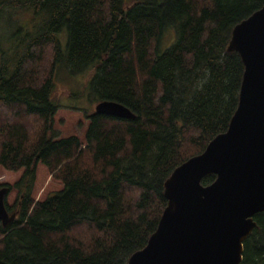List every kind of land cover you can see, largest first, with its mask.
I'll return each instance as SVG.
<instances>
[{
  "label": "trees",
  "instance_id": "obj_1",
  "mask_svg": "<svg viewBox=\"0 0 264 264\" xmlns=\"http://www.w3.org/2000/svg\"><path fill=\"white\" fill-rule=\"evenodd\" d=\"M263 5L0 0V167L22 171L0 184L17 213L0 223V264H126L143 248L166 206L167 177L228 127L244 70L226 50L231 30ZM168 29L173 37L159 52ZM60 67L88 73L96 103L117 101L134 117L93 111L84 139L58 137ZM39 162L61 183L44 199L33 195ZM254 219L241 264H264V212Z\"/></svg>",
  "mask_w": 264,
  "mask_h": 264
},
{
  "label": "water",
  "instance_id": "obj_2",
  "mask_svg": "<svg viewBox=\"0 0 264 264\" xmlns=\"http://www.w3.org/2000/svg\"><path fill=\"white\" fill-rule=\"evenodd\" d=\"M226 50L243 63L237 107L225 131L173 169L164 182V207L146 245L126 264H241L243 243L264 212V5L236 23ZM98 114L132 118L114 100L95 104ZM215 179L201 183L207 174ZM0 187V223L17 215Z\"/></svg>",
  "mask_w": 264,
  "mask_h": 264
},
{
  "label": "rangeland",
  "instance_id": "obj_3",
  "mask_svg": "<svg viewBox=\"0 0 264 264\" xmlns=\"http://www.w3.org/2000/svg\"><path fill=\"white\" fill-rule=\"evenodd\" d=\"M173 30L168 29L162 36L158 50L163 51L173 37ZM66 33L59 34L62 49L65 48ZM168 42V43H167ZM0 50L2 46L0 43ZM57 70V69H56ZM90 75L85 71H74L60 67L54 76V92L52 98L58 109L54 115L53 131L58 137L76 135L84 139L88 125V115L94 111L96 101L89 87ZM51 136V133L49 134ZM22 171L10 172L0 167V184L14 183ZM61 188L59 180L52 179L43 163L39 162L36 169V181L33 195L35 199H44L51 192ZM16 192L12 190L7 196L8 204L15 199Z\"/></svg>",
  "mask_w": 264,
  "mask_h": 264
}]
</instances>
